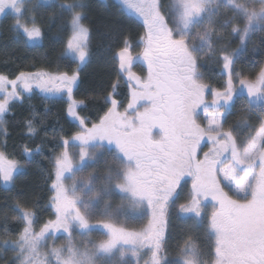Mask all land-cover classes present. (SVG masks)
<instances>
[{"label": "rangeland", "instance_id": "1", "mask_svg": "<svg viewBox=\"0 0 264 264\" xmlns=\"http://www.w3.org/2000/svg\"><path fill=\"white\" fill-rule=\"evenodd\" d=\"M52 1L36 0V3L47 5ZM118 1L144 25L146 48L141 60L152 71L154 87L162 100L150 115H141L134 123L129 117L122 120L127 125L119 131L123 133L121 136L116 133L119 128L111 124L117 119L106 120L104 116L86 127V132L80 129L67 139L69 144L106 145L115 149L112 153L118 158L113 154L97 156L104 148L92 147L87 149L86 157L92 162L80 167L84 157L82 147L68 148L65 162L68 175H54L51 181L53 206H57L54 218L34 229L33 214L22 213L24 228L15 244L24 263L264 264V180L263 171L258 168V164L264 166V160H253L262 146L264 127L250 142L238 141L240 158L245 164L238 165L240 171L228 165L216 171L215 182L229 195L224 207L202 205L207 196H216L205 192L199 171L192 174L188 186L180 185L173 199L165 197V192L172 194L170 188L177 172L171 166L178 139L174 131L187 134L186 107L190 102H198L197 91L203 83L196 78L193 84L190 62L184 52L193 51L202 65L209 60L217 61L219 36L214 28L219 23L218 11L227 7L222 6V0H167L161 6L156 0ZM1 2L6 7V0ZM237 3L230 0L233 7ZM255 5L258 13L249 17L254 23L264 16V0ZM70 26L65 55L81 66L87 55L88 31L79 16H73ZM15 27L27 33L30 41L39 37L33 24L18 19ZM166 29L172 39H166ZM18 83L22 90L43 89L37 75L20 76ZM4 89L0 85V92ZM222 121L219 112L203 114L204 130L210 135H217ZM151 132L157 136H151ZM195 137L200 141L203 135ZM26 166V159L18 162L0 150L2 185L9 187L13 175ZM244 167L245 170L241 169ZM158 189L163 192L161 199L155 198ZM256 189L257 196H253ZM72 206L74 210H66ZM172 208L174 217L170 215ZM224 215L234 216V220L226 223ZM205 229L211 234L209 237ZM208 247L212 250H207Z\"/></svg>", "mask_w": 264, "mask_h": 264}, {"label": "trees", "instance_id": "2", "mask_svg": "<svg viewBox=\"0 0 264 264\" xmlns=\"http://www.w3.org/2000/svg\"><path fill=\"white\" fill-rule=\"evenodd\" d=\"M166 1L158 0V4L165 5ZM259 1L254 3V7ZM247 4L245 3L244 9L251 10L250 6L246 7ZM230 7L226 10L223 7V10L218 11L219 23L214 28V32L219 36L216 43L218 53L215 55L219 63L211 60L207 62L211 93L223 86L224 81L218 74L223 58L240 57V48L236 45L238 42L236 32L240 25L247 23V14L244 11L238 12L236 7ZM73 16H79L88 30L85 45L87 55L79 70L77 94L87 104L89 115L99 119L106 106L104 99L114 89L125 90L123 83L119 82L115 56L126 49L135 54L139 43L145 38L143 23L127 11L118 0H53L47 5L28 3L19 20L27 25H35L39 37L29 45L24 35L15 28L13 18L2 20L0 74L36 69L66 72L74 70L78 66L77 60L65 55V45L71 32L70 23ZM251 24L252 32L256 33L258 38V49L262 50L264 16ZM34 109L32 114L26 104H18L0 132L5 142L4 146L0 145V149L18 162L24 159L22 150L25 149L27 152L29 148L41 145L40 153L28 162V166L13 175L9 187H4L0 178V264H25L15 244L23 232V212L33 214L34 229L40 228L47 220L54 218L56 212L54 209H57V206H53L55 202L51 181L54 177V157L57 148L53 143L54 139L63 133L62 123L67 124L65 128L67 139L75 130L68 121L63 120L62 107L45 109V106L40 104ZM232 115L234 120L229 130L237 138L253 131V118L249 112ZM33 121L37 128L32 140L28 136L27 126ZM172 211L170 215L174 217L175 212ZM204 231L208 237L211 235L207 229ZM204 243L206 244L205 241ZM207 250L212 249L208 247Z\"/></svg>", "mask_w": 264, "mask_h": 264}, {"label": "flooded vegetation", "instance_id": "3", "mask_svg": "<svg viewBox=\"0 0 264 264\" xmlns=\"http://www.w3.org/2000/svg\"><path fill=\"white\" fill-rule=\"evenodd\" d=\"M222 1V6H225V8L231 6L230 0ZM236 1L238 2L236 10L240 13L245 12L247 14V23L245 25H240L236 32L238 37L236 45L240 48V57L237 59H228L225 57L221 62L218 74L224 81L222 88L214 89L211 93L212 88L210 89V79L207 73L208 64L206 62L205 65L200 64L198 59L201 58H196L193 51L188 54L184 52L185 58L188 57V62H190V64H188V69L190 70L189 75L193 84H196V78H201L203 83H200L201 87L199 91H197L198 95L196 98L198 102H190L186 107L185 117L187 134L179 133L176 130L174 131L178 139L172 154L171 166L175 172L177 170L178 173L176 172V178H174L172 187L170 188L172 194L169 195L165 192V197L170 200L173 199L180 185L188 186L190 180L193 178L192 174L199 171L202 174L201 180L205 192L208 193V195L216 196V198H208L207 196V199L202 202V205L221 204L224 207L225 201H227L229 195L227 191H223L221 188L219 189L218 184L215 182V173L218 169L227 165L230 167L233 166L237 171H240L238 165L245 164L240 158L241 151L239 149L238 140L244 139L250 142L264 127V47L262 50L258 49V38L256 33L252 32L253 28L251 24L255 21L250 20V18L253 17V13H258L254 7V3L257 2V0ZM30 2H36V0H6L7 5L5 7L0 0V23L5 18H13L15 26V22H17L22 14L24 7ZM157 2L158 0H156V4ZM245 3H248L246 7L250 6L251 10L247 8L244 9ZM16 8L19 9L14 11ZM20 32L24 35L29 45L35 42L28 39L27 33ZM165 35L166 39L173 38L169 29H166ZM180 42L183 41L181 40ZM183 44L188 47V43L183 42ZM145 48L146 41L143 39L142 42L139 43L138 51L135 54H131L130 50L126 49V51L124 50L115 56V60L118 64L119 82L123 83L125 90L114 89V91L104 99L106 106L101 112L100 118L106 116V120L111 118H113V120L117 119V122L111 124L112 127L119 128L118 131H115L120 136L123 133H119V131L127 125L126 121L124 123L122 120L129 117L134 123L138 120L137 117L139 118L141 115L146 114L150 115L162 100L161 95L154 87L152 71H150L148 66L141 60ZM202 57L205 59V55ZM85 59L86 58H84L83 62ZM81 66L78 64L71 72H66L65 70L50 71L36 69L16 72L14 74H0V85H4L5 88L4 91L0 92V132L3 131L8 116L13 114L20 103H23V105L26 104L29 112L32 114L34 113V108H36V106L38 107L40 104H43L45 109H50V107H62L63 120L66 122L68 121V123L75 128L70 136L80 129L86 132L84 130L86 127L98 123L100 118L97 119V117L94 118L89 115L87 104L77 94L79 70ZM25 75L31 77H36L37 75L43 89L28 87L27 90H22L23 86L18 83V78L20 76L25 77ZM1 79L4 80V82H2ZM63 84H67V86L61 88ZM131 107H133V109H131ZM207 111L219 112L223 116L222 129L216 133L217 135H210L204 130L203 114ZM115 112L118 115H116ZM243 112H249L252 115L253 131L251 133H244L243 136L237 138L235 134L229 130V127L234 120L232 114L239 115V113ZM110 114H113L117 118H114V116ZM107 115H109V117ZM34 124L35 122L33 121L32 124L27 126L28 136L32 140L34 139L35 128H37ZM62 124L64 126L62 130L63 133H60L56 139H54V145L57 143L56 147L58 148L56 152L59 156L54 159L55 168L53 176L65 177L68 175L65 162L67 150L70 146L82 147L81 152L84 157L81 159L83 163L80 167H84L88 162H92L86 159L88 156V148L103 147L104 149L101 150V152L96 149L97 152H99L96 153L97 156L99 154H113L116 156L115 153H112L115 151L114 148H108L106 145L99 143L89 144L85 142L81 145L70 143V145L66 137L67 131H65L67 124ZM148 124L149 123L146 125ZM138 125L139 122L137 123V126ZM198 134L199 136L203 135L200 141H197L195 137ZM153 135L154 137L157 136L156 133L151 132V136ZM4 143V137L0 136V145L4 146ZM0 150L7 156L3 149ZM40 151L41 145L29 148V150L24 153V159H26L27 162H31L33 157L37 156ZM81 152L78 150V154ZM116 158L118 157L116 156ZM253 160H264V139L260 151L257 152ZM147 166L151 167L149 165ZM258 168L262 169L263 173L261 177L264 180V166L258 164ZM241 169L245 170L246 167ZM213 178L214 181L212 182ZM55 186H57V183H55ZM52 187L54 188V185H52ZM256 193H258V190H253V196H257ZM162 195L163 192L158 189L155 193V198L158 197L161 199ZM218 199H223V202H219ZM66 209L71 211L74 210V207L72 206ZM172 210H174V208H172ZM233 220L234 216L230 217V215H224V221H226V223H231ZM165 224H167V222Z\"/></svg>", "mask_w": 264, "mask_h": 264}, {"label": "water", "instance_id": "4", "mask_svg": "<svg viewBox=\"0 0 264 264\" xmlns=\"http://www.w3.org/2000/svg\"><path fill=\"white\" fill-rule=\"evenodd\" d=\"M225 1H227V0H225Z\"/></svg>", "mask_w": 264, "mask_h": 264}]
</instances>
